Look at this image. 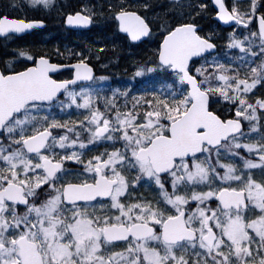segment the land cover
<instances>
[{
  "label": "snow or ice",
  "instance_id": "1",
  "mask_svg": "<svg viewBox=\"0 0 264 264\" xmlns=\"http://www.w3.org/2000/svg\"><path fill=\"white\" fill-rule=\"evenodd\" d=\"M211 4L168 6L157 46L133 62L135 84L155 81L144 89L94 88L111 77L90 47L5 53L0 264H264V0ZM155 7L83 0L63 23L144 44ZM204 14L228 26L221 45ZM45 23L5 11L0 35Z\"/></svg>",
  "mask_w": 264,
  "mask_h": 264
},
{
  "label": "trees",
  "instance_id": "2",
  "mask_svg": "<svg viewBox=\"0 0 264 264\" xmlns=\"http://www.w3.org/2000/svg\"><path fill=\"white\" fill-rule=\"evenodd\" d=\"M91 1L93 0H87V2H91ZM81 2L82 0H68L67 8L69 7L77 8ZM94 2L96 4H99L101 0H95ZM152 2L155 5H157V7H155L152 11L148 12V17H149V20L152 26L159 25L161 24V22H168L169 15H166V10L168 14H171L173 12V9L168 7L169 5H167V1L166 0H152ZM197 20H198L199 25L203 28L205 34H207L206 29L208 26L211 28V30H209L210 32H213V31H215V33L217 32V34H215L213 38L216 37L218 34L224 33V31H221L218 25L213 21L211 14H204L203 18L197 17ZM57 25L61 26V20L57 21ZM103 35L109 36L106 33H104ZM72 36H73L72 34H65L64 38H60L59 40L56 39L54 42L57 41L60 45H67V47H72L75 44L74 40L72 39ZM68 37H70V39ZM115 37L117 38L118 41L119 39H121L120 35L116 34ZM91 42H92L91 45L88 43L85 45H79V47L84 46L85 48L83 47V50L85 51L90 46L95 51L96 46L100 47V45H104L103 49L100 50V58H102L103 60H111L113 62L118 60L120 64L125 62L127 63V65H133L134 61L140 59L137 55L134 54L135 50H132V49L120 50V48L114 44V41L113 42L111 41V44L109 46H107V43L105 42L102 44L96 43L94 38L92 39ZM113 45H115V47Z\"/></svg>",
  "mask_w": 264,
  "mask_h": 264
},
{
  "label": "rangeland",
  "instance_id": "3",
  "mask_svg": "<svg viewBox=\"0 0 264 264\" xmlns=\"http://www.w3.org/2000/svg\"><path fill=\"white\" fill-rule=\"evenodd\" d=\"M6 1H8V0H6ZM166 1H167V5H170L173 2V0H166ZM16 2H17L16 5L15 6H12V8L15 7L16 9L20 10L22 12V14H23L22 17H25V18L27 17V15L29 13H31L33 15H36V16H40V17H44V16L45 17H58L59 15H63V12H64V0H53L54 7H52L51 9H45L43 12H35V11L30 10L27 7L26 0H16ZM230 2H231V0H228V3H230ZM9 3L12 4V0H10ZM206 30L209 31V30H211V28L208 26ZM55 36H56L55 32L51 31V32H48V33L44 34L42 36L43 39H40L38 37V38H35V40L36 41H44L48 46H50V45H53V40H54V37ZM158 39H159V37L154 40L155 43H157ZM56 44L57 45H60L57 41H56ZM60 46H65V45H60ZM150 47H151L150 45H147L145 47L140 48L136 52L139 53V54H141L142 56H145L144 55V51L146 49H148V50H150V54H151V51L154 48H150ZM94 88H97V87H94ZM260 91L261 92H264V89H260ZM257 175H259V173H257Z\"/></svg>",
  "mask_w": 264,
  "mask_h": 264
},
{
  "label": "flooded vegetation",
  "instance_id": "4",
  "mask_svg": "<svg viewBox=\"0 0 264 264\" xmlns=\"http://www.w3.org/2000/svg\"><path fill=\"white\" fill-rule=\"evenodd\" d=\"M43 44V45H42ZM44 43L40 42H25V41H16V42H0V65H2L3 61L7 59L5 53L15 54L17 49H25L29 51H37V52H45L42 47H44ZM97 66L102 64L101 61H98ZM95 65V68H97Z\"/></svg>",
  "mask_w": 264,
  "mask_h": 264
},
{
  "label": "water",
  "instance_id": "5",
  "mask_svg": "<svg viewBox=\"0 0 264 264\" xmlns=\"http://www.w3.org/2000/svg\"><path fill=\"white\" fill-rule=\"evenodd\" d=\"M209 1L211 2V0H209ZM212 7H214V5H212ZM214 19L218 22V24H219L221 27H223V28H228V26H227L226 24H224V22L219 21L216 17H214ZM65 26H66L68 29H71V30H88V29L90 28V26H88V27H78V26H69V25H66V24H65ZM41 27H43V26H41ZM41 27H35V28L31 29V30H25L24 32L19 33V34H16V35H23V34H25V33H29V32H31V31H33L34 29L41 28ZM1 37H4V36H3V35H0V38H1ZM133 43L137 44L138 42H133Z\"/></svg>",
  "mask_w": 264,
  "mask_h": 264
},
{
  "label": "bare ground",
  "instance_id": "6",
  "mask_svg": "<svg viewBox=\"0 0 264 264\" xmlns=\"http://www.w3.org/2000/svg\"><path fill=\"white\" fill-rule=\"evenodd\" d=\"M57 40H59V39H57ZM69 44V43H68ZM88 44V43H87ZM91 45V44H90ZM94 48V47H93Z\"/></svg>",
  "mask_w": 264,
  "mask_h": 264
}]
</instances>
